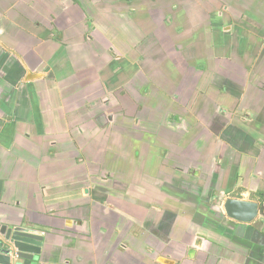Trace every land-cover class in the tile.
Returning <instances> with one entry per match:
<instances>
[{"label": "crops", "instance_id": "crops-1", "mask_svg": "<svg viewBox=\"0 0 264 264\" xmlns=\"http://www.w3.org/2000/svg\"><path fill=\"white\" fill-rule=\"evenodd\" d=\"M227 198L264 200V0H0V217L39 264H264Z\"/></svg>", "mask_w": 264, "mask_h": 264}, {"label": "water", "instance_id": "water-1", "mask_svg": "<svg viewBox=\"0 0 264 264\" xmlns=\"http://www.w3.org/2000/svg\"><path fill=\"white\" fill-rule=\"evenodd\" d=\"M227 217L240 223H251L264 210L263 201L227 198L223 203ZM44 232L30 225L6 221L0 217V264H39ZM161 264H172L160 258ZM54 264V263H43Z\"/></svg>", "mask_w": 264, "mask_h": 264}, {"label": "rangeland", "instance_id": "rangeland-1", "mask_svg": "<svg viewBox=\"0 0 264 264\" xmlns=\"http://www.w3.org/2000/svg\"><path fill=\"white\" fill-rule=\"evenodd\" d=\"M123 9H124V15L123 16H125V18H128L129 19V16H128L129 13H128L127 6L124 5L123 6ZM90 19H91V25L90 26L95 27L94 24H93V21H92L93 19L92 18H90ZM88 34L91 36V38L95 39L96 41H98L99 39L101 41L105 40V38L97 30L90 29L89 32H88ZM105 44L108 47V49L111 50V52H114L115 51V49H111V47H110L111 45L109 44V42L107 40H106ZM115 54H119V53L117 51H115ZM136 79L137 80H140V82H142V83L145 82V78L143 76H141L140 74L137 76ZM125 93H126L125 90L122 89V88L121 89H118L116 93H114V92H112V93H105V99L104 100H105L106 103H109V102L113 101L114 99L115 100H118V98L116 97L117 95H125ZM129 100L134 101L133 99H129ZM130 104H131V106H130ZM117 106L119 108H121V111L126 116H132V115L134 116L135 111L133 110L134 105L132 103H130V102L121 103V101H119V103L117 104ZM138 111H139V108H138Z\"/></svg>", "mask_w": 264, "mask_h": 264}]
</instances>
